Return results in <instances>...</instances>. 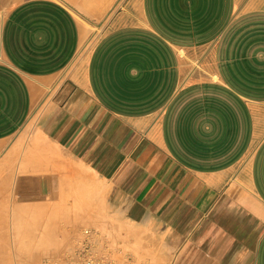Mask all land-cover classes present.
I'll list each match as a JSON object with an SVG mask.
<instances>
[{"label":"crops","instance_id":"crops-1","mask_svg":"<svg viewBox=\"0 0 264 264\" xmlns=\"http://www.w3.org/2000/svg\"><path fill=\"white\" fill-rule=\"evenodd\" d=\"M93 13L0 0V248L44 150L98 208L120 187L162 264H264V0H128L80 60Z\"/></svg>","mask_w":264,"mask_h":264},{"label":"rangeland","instance_id":"rangeland-1","mask_svg":"<svg viewBox=\"0 0 264 264\" xmlns=\"http://www.w3.org/2000/svg\"><path fill=\"white\" fill-rule=\"evenodd\" d=\"M68 1L86 15L92 16L93 12L98 15L93 20L88 19L86 40L79 54L80 60H87L105 34L107 22L128 0ZM30 122L22 131L30 129L34 124ZM20 136L24 143H28L31 137ZM51 153L59 156V153ZM36 159L35 223L28 216L22 217L17 227L19 232H12L15 237L10 241L11 246L0 248V259L5 264H162L164 251L158 250L155 244L151 247L149 240L155 238L152 233L142 232L139 223L131 221L128 212L137 209L131 200L121 197L120 187L110 188L102 179L100 206L95 205V209L88 197L79 198L82 187L78 188L80 178L72 173L74 167H51L50 152L44 150H37ZM46 171L50 175L47 191L42 182ZM85 183L87 190L88 184ZM107 190H110V196L104 200ZM56 246H60V250H56Z\"/></svg>","mask_w":264,"mask_h":264},{"label":"bare ground","instance_id":"bare-ground-1","mask_svg":"<svg viewBox=\"0 0 264 264\" xmlns=\"http://www.w3.org/2000/svg\"><path fill=\"white\" fill-rule=\"evenodd\" d=\"M53 155V154H52ZM31 157V156H30ZM29 157V158H30ZM54 157H57V156H54ZM58 158H59V156H58ZM26 159V158H25ZM30 160V159H29ZM29 160L28 161H26V162H29ZM33 160V159H32ZM37 159H35L34 161H36ZM39 161V160H38ZM23 162V161H22ZM43 165V164H42ZM32 166V165H31ZM24 169V168H23ZM23 169H21V171L23 170ZM44 175V174H43ZM46 175H48V174H46ZM40 176H42V175H40ZM49 176V175H48ZM39 177V176H38ZM50 178V177H49ZM49 178H48V180H49ZM42 179V178H41ZM45 180V179H44ZM46 181V180H45ZM17 210H18V208H16ZM14 212V211H13ZM16 212V211H15ZM20 212V211H19ZM99 212H97V213H95V214H98ZM15 214V213H14ZM20 214V213H19ZM19 214H15V215H17L16 217V221H17V219H18V215ZM23 213L21 212V214L20 215H22ZM100 215V214H99ZM21 217V216H20ZM10 219V218H9ZM20 220V219H19ZM98 220V219H97ZM10 222H11V219L9 220ZM95 221V220H94ZM15 222V221H14ZM5 224H6V222H5ZM9 224H11V223H9ZM17 224V223H16ZM16 224H14V225H16ZM10 226V225H9ZM16 226H18V225H16ZM48 230L50 229V226L47 228ZM52 229V228H51ZM95 229V228H94ZM110 229V228H109ZM47 230V231H48ZM10 232H11V230H10ZM18 232H19V230H18ZM18 232H15V234L16 233H18ZM62 233V232H61ZM97 233V232H96ZM93 234V233H92ZM67 236V235H66ZM15 237V236H14ZM66 238V237H65ZM94 239V238H93ZM90 243V242H89ZM88 244V243H87ZM56 248V250H60V246L58 247V246H56L55 247Z\"/></svg>","mask_w":264,"mask_h":264}]
</instances>
